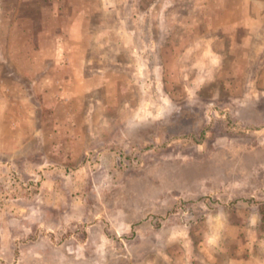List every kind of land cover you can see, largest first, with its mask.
<instances>
[{"label":"rangeland","instance_id":"1","mask_svg":"<svg viewBox=\"0 0 264 264\" xmlns=\"http://www.w3.org/2000/svg\"><path fill=\"white\" fill-rule=\"evenodd\" d=\"M0 264H264V0H0Z\"/></svg>","mask_w":264,"mask_h":264}]
</instances>
